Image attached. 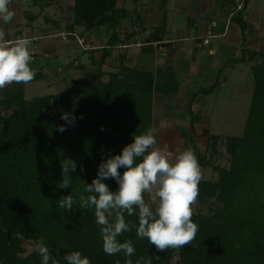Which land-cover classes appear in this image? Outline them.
Listing matches in <instances>:
<instances>
[{"label": "trees", "instance_id": "obj_1", "mask_svg": "<svg viewBox=\"0 0 264 264\" xmlns=\"http://www.w3.org/2000/svg\"><path fill=\"white\" fill-rule=\"evenodd\" d=\"M120 1H124L122 7ZM127 1L75 0L70 9L72 15L63 21L64 26L59 20L45 19V23L61 32H76L85 39L87 33H97L103 28L110 33V48L97 63L100 71L84 87L76 92L32 99H26V85L22 83L0 90V264H41L35 251L41 239L58 264H66L63 256L71 251H80L92 264L126 262L123 253L111 256L104 253L94 210L74 206L69 213L59 208L58 203L72 189L78 198L84 181L90 184L96 178L101 162L121 154L134 141V134L141 135L152 128L154 92L169 96L179 90L175 76L177 56L171 49L165 65L156 72L142 65L128 67L122 61L119 71L110 73L109 80L103 81L101 67L112 53L110 49L118 45L122 25L132 14L126 8ZM131 1H151L155 9L167 2ZM47 8L48 4H39L38 14L28 13V22L33 24ZM244 9L239 11L243 28ZM135 13L139 15L137 10ZM160 23L157 37L149 42H156L160 31H164L165 21ZM87 47L84 50L92 49ZM259 55L254 54L253 59ZM260 56L263 61L253 67L255 86L242 136H216L207 129L199 135L196 125L201 117L192 111L189 131L182 129L179 135L181 141L183 136L190 135L186 149L195 152L201 167H210L216 174V178H203L199 183L198 203L192 217L199 226L196 239L185 248L158 252L147 239L138 238L132 228L118 240L132 242L133 264L137 260L144 264L149 259L152 264H264V54ZM41 61L31 62L36 76L30 83L46 78L39 66ZM220 84L217 81L213 88L202 93L216 91ZM62 112L73 113L77 120L74 127L60 133L56 128L66 124L60 118ZM199 139H205L204 147L198 143ZM223 152L228 155L229 167L219 165ZM64 158H71L78 165L72 174V189L58 188L60 161ZM81 164L85 168L83 173L79 170ZM119 171L122 174L125 169ZM104 182L110 190L118 189L114 179ZM125 219L130 225H138V214L125 213ZM24 243L32 250H27Z\"/></svg>", "mask_w": 264, "mask_h": 264}, {"label": "crops", "instance_id": "obj_2", "mask_svg": "<svg viewBox=\"0 0 264 264\" xmlns=\"http://www.w3.org/2000/svg\"><path fill=\"white\" fill-rule=\"evenodd\" d=\"M236 1L167 0L165 6L161 5L166 9L165 12L162 11L164 15L162 16V12L158 14L165 21V29L160 31L161 34L159 33L154 43L149 41L158 32L159 24L155 19H148L151 25L142 26L138 30L133 28L129 17L124 21L119 43L110 49L112 53L102 65L104 82L109 80L110 73L119 71L122 61L128 67L142 65L156 72L165 65L169 50L176 51L175 76L179 90L169 96L157 91L153 94L152 128L158 130L157 141L161 140L158 136H163V139L165 136H176L180 142L181 130L189 131L191 126L190 111L201 117L200 123L196 125L198 134L200 135L203 129L209 130L210 120L204 113L209 109L207 98L214 91H202L213 88L214 84L220 81L217 89L219 92L227 86L229 73H242L241 64L246 66L258 61L256 58L251 60V55L264 54V9L258 8L253 13L250 11V2L253 0H245L243 28ZM147 2L149 5V1ZM151 6L154 10L155 6ZM9 8L15 12V19L9 24L0 21V30L6 33V40L18 37L31 39L33 47L30 46V49L43 56L39 66L43 68L46 78L39 82H49L48 85H52L64 80L76 82L79 78L80 81L81 77L85 81L84 70L89 66L95 68L105 57L104 51L110 48V33L104 28L100 32L86 34L87 45L92 48L86 51L75 41L68 46L63 43L68 41L51 37L61 32L52 25L37 24L38 19L33 24L28 22L29 19L25 21L22 0H12ZM213 23L217 25L213 26ZM207 38L210 40L209 44L204 43ZM72 45H77L78 51H71ZM30 84L34 83L27 84L26 91ZM172 140L165 141L169 143ZM199 141L202 142L203 139ZM161 145L163 146V143ZM177 148L180 151V147ZM171 157L173 158L172 154Z\"/></svg>", "mask_w": 264, "mask_h": 264}, {"label": "clouds", "instance_id": "obj_3", "mask_svg": "<svg viewBox=\"0 0 264 264\" xmlns=\"http://www.w3.org/2000/svg\"><path fill=\"white\" fill-rule=\"evenodd\" d=\"M11 3L12 0H0V21L5 24L15 19V12L9 8ZM5 36L0 30V89L13 83L27 85L36 76L30 66L31 42L26 38L9 42ZM60 118L66 121L56 128L60 133L74 127L77 120L71 112H62ZM157 131L149 128L144 134H134V141L125 146L121 154L109 156L100 163L97 176L90 184L84 181L85 187L78 198L76 190L72 189V174L78 165L71 158L60 161L58 188H71L72 192L59 198L58 207L69 213L74 206L94 210L104 253L110 256L123 253L127 258L125 264H133L130 257L135 254V248L130 240L121 243L118 237L132 228L136 229L138 238L147 239L158 252L192 245L199 231L192 219L198 203L199 183L203 179L198 158L192 149H186L172 159L166 150L157 146ZM121 168L125 169L122 174ZM79 170L85 172L82 164ZM108 179L117 182L116 191L110 190L104 182ZM125 213L138 214V225L126 222ZM35 251L41 257V264H58L43 239L36 244ZM63 259L66 264H92L80 251L67 252ZM136 264H140V260ZM144 264L152 262L149 259Z\"/></svg>", "mask_w": 264, "mask_h": 264}, {"label": "rangeland", "instance_id": "obj_4", "mask_svg": "<svg viewBox=\"0 0 264 264\" xmlns=\"http://www.w3.org/2000/svg\"><path fill=\"white\" fill-rule=\"evenodd\" d=\"M74 3L75 0H22V12L25 13V17L23 19L28 21V13H32L33 15L38 14L39 4H48V8L45 9L44 13H42V16L38 19L37 24L46 25L45 19L52 18L59 20V22L62 23V26H64L65 22L63 21H65V19L68 20L72 15L70 9L74 6ZM250 3V11H253V13H255L256 9L258 8L264 9V0H253ZM126 4V8L132 13L128 15L130 18L129 20H132L131 23L133 22V28H137V30L142 26L148 27V24H150L148 21H151L152 19H155L160 25L162 20L161 17L164 15L162 11L165 12L166 10L164 8V4V6H159V9L156 8L155 10H152L151 5L153 4L151 1H149V5L147 1L134 2L131 0L127 1ZM119 5L122 6V1H120ZM160 7L163 9L161 10ZM136 10L139 14L138 16L134 15ZM161 12L162 16L160 17L158 14ZM65 15L67 16L66 18H64ZM138 17L140 18L138 19ZM127 27L129 28V25ZM55 29L59 30L57 27H55ZM59 31H61V29ZM131 31H133V29ZM73 41L74 40L71 39L68 42L63 43L69 46L73 43ZM30 46L33 47V44H30ZM78 49L79 48L77 45H72L71 47V51H78ZM253 55H251V60L254 58ZM257 57L261 56L259 55ZM262 58L263 56L261 58H256L258 61H254L250 65L244 66L241 64V68L243 67L242 73L235 71L231 75H229V73V77L227 76L226 82L227 86L221 89L219 92L216 90L211 93V95L209 94V97L207 98L209 109H207L204 114L210 120V126H208L210 134L229 137H240L243 135L255 86L253 67L261 63L263 61ZM102 69L103 68L101 67V70ZM99 71V65L96 64L95 68L89 66L87 70H84L86 75L85 81L82 80L83 77H81V80L79 81L78 78L76 82L64 80L58 81L52 85H48L49 82H37L32 85L30 84L28 85L27 91L25 93L26 99L55 95L66 91L76 92L78 89L84 87L86 82L91 80V78L95 77ZM5 115H9V113H5ZM158 137L164 141L161 142V140H158L157 146L162 149L167 148V150H165L169 153L170 157L172 154L173 158H171L174 159L180 152L186 150L190 135L183 136L184 141L180 142L177 138H175L176 136H173V138L172 136H165V139L162 138L163 136ZM167 139L173 140L167 143V141H165ZM161 143H163V146ZM198 143L201 147H204L205 139H203L202 142L199 141ZM177 145L180 147V151L178 150ZM169 149H172V151H169ZM224 152L221 154L224 158L221 159L219 165L229 167L230 161L227 159L228 155H226ZM200 168L204 179L210 180L212 178H216V174L210 167L200 166ZM24 246L27 248V250H32V247L29 244L24 243Z\"/></svg>", "mask_w": 264, "mask_h": 264}, {"label": "built area", "instance_id": "obj_5", "mask_svg": "<svg viewBox=\"0 0 264 264\" xmlns=\"http://www.w3.org/2000/svg\"><path fill=\"white\" fill-rule=\"evenodd\" d=\"M244 0H237L236 1V8H237V11H241L243 8H244V4H243ZM217 24L216 23H213V26H216ZM51 37L53 38H60L62 41H69L71 39L75 40V42H77V44L82 47L83 49H89L86 45V39L82 36H80L78 33L74 32V33H69V32H60V33H55L53 35H51ZM21 38V37H20ZM26 38V37H24ZM17 39V38H16ZM16 39H10L8 40L9 42H14ZM28 39V38H26ZM31 41V39H28ZM210 40L209 38L205 39L204 40V43L205 44H209ZM31 54H32V62H35L37 60H41L43 59V56L38 54V53H35L33 51H31Z\"/></svg>", "mask_w": 264, "mask_h": 264}]
</instances>
